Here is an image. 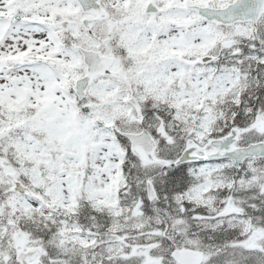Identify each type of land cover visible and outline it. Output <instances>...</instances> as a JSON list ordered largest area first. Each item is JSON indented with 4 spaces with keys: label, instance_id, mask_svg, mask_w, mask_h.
Returning a JSON list of instances; mask_svg holds the SVG:
<instances>
[{
    "label": "snow or ice",
    "instance_id": "obj_1",
    "mask_svg": "<svg viewBox=\"0 0 264 264\" xmlns=\"http://www.w3.org/2000/svg\"><path fill=\"white\" fill-rule=\"evenodd\" d=\"M0 264H264V0H0Z\"/></svg>",
    "mask_w": 264,
    "mask_h": 264
}]
</instances>
